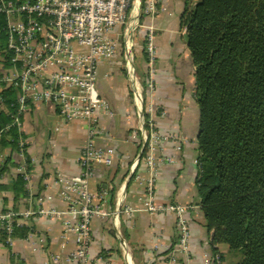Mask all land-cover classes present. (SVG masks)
I'll use <instances>...</instances> for the list:
<instances>
[{"label":"crops","instance_id":"crops-1","mask_svg":"<svg viewBox=\"0 0 264 264\" xmlns=\"http://www.w3.org/2000/svg\"><path fill=\"white\" fill-rule=\"evenodd\" d=\"M158 7L160 11L152 22L155 91L145 95V104L151 105V112L145 113V117L159 134L177 135L185 142L178 153L174 151L175 143L169 142L156 154L175 158L176 163L157 162L155 165L153 203L189 207L186 216L190 228V256L186 258L176 252L177 232L172 214L150 215L137 211L129 216L121 215L118 228L129 248L130 264L212 263L214 257L209 245L212 232L204 227L195 190L198 111L194 101V67L186 47L185 29L180 24L185 0H159ZM141 22L149 23V20L142 18ZM116 33L121 35V30H115ZM141 37L142 30L137 32L134 65L136 74L143 79L146 58ZM123 47L120 41L114 56L100 62L95 74L96 91L112 117H98L95 124L98 135L92 142L102 149L113 150L114 155L110 166L94 169L89 188L104 194V206L109 210L114 208L116 193L121 188L125 193L124 205L142 208L144 187L139 178L148 174L143 161L146 148L138 132V110L122 68ZM0 110L7 113L4 105ZM19 116L17 128L25 144L24 153L19 147L0 148V167L4 168L0 174V215L33 213L38 209L64 212L67 204L60 198L62 188L57 183V174H80L78 158L88 140L86 126L81 122H65L57 108L47 103L32 105ZM134 161L137 163L133 170ZM25 175L28 181L24 180ZM66 221L69 218L64 215L27 219L18 215L15 222L19 226H15L17 229L13 230L9 244L0 225V264H73L68 255L75 247L74 235L64 231ZM90 235L91 264H128L109 218L93 219ZM214 250L221 254L225 264L229 263L225 245H216Z\"/></svg>","mask_w":264,"mask_h":264},{"label":"built area","instance_id":"built-area-1","mask_svg":"<svg viewBox=\"0 0 264 264\" xmlns=\"http://www.w3.org/2000/svg\"><path fill=\"white\" fill-rule=\"evenodd\" d=\"M159 0H0V14L6 19L7 43L0 48V88L13 87L17 90V115L13 125L20 126L18 116L38 103L51 104L57 108L65 122H81L87 129V142L78 158L81 172L75 176L57 174V183L62 188L60 198L66 202L64 212L38 209L36 212L0 215L1 229L10 234L23 219L31 216H67L64 231L74 235V250L68 255L73 264H91L89 245L90 225L95 218H109L124 258L130 264L129 248L123 239L118 220L121 215L129 216L137 211L150 215L169 213L174 216L177 232L176 252L189 258L190 228L187 206L156 205L155 193L157 162L176 163V159L158 155L165 143H175L174 151L181 150L184 138L177 135L159 134L145 113L151 112V105L145 104V95L155 91L156 51L154 47L155 28L153 18L160 9ZM146 18L149 23H142ZM121 30L114 34L115 30ZM143 31V54L146 69L143 79L136 74L134 55L137 51V32ZM121 36V38H120ZM122 41L124 58L122 68L131 85L133 101L138 110L139 134L146 152L143 161L148 168L145 178H139L144 187L142 208L124 205L125 193L121 188L116 193L115 206L106 209L104 194L92 192L89 182L97 166H110L114 155L111 149H102L93 144L98 135L95 124L100 115L112 117L107 104L99 97L95 88L97 65L110 60ZM7 53L11 56L9 66L4 62ZM0 100V107L2 106ZM1 137V135H0ZM24 153L23 139L18 142ZM137 161L131 168L134 170ZM195 165L197 162L195 160ZM25 181L28 176L25 175ZM41 201V200H40ZM203 264H222L218 256Z\"/></svg>","mask_w":264,"mask_h":264},{"label":"trees","instance_id":"trees-1","mask_svg":"<svg viewBox=\"0 0 264 264\" xmlns=\"http://www.w3.org/2000/svg\"><path fill=\"white\" fill-rule=\"evenodd\" d=\"M180 24L194 67L195 190L211 254L225 264L214 250L225 245L228 264H264V0H185ZM5 27L0 14L1 49ZM16 93L0 88V148L22 139Z\"/></svg>","mask_w":264,"mask_h":264},{"label":"rangeland","instance_id":"rangeland-1","mask_svg":"<svg viewBox=\"0 0 264 264\" xmlns=\"http://www.w3.org/2000/svg\"><path fill=\"white\" fill-rule=\"evenodd\" d=\"M191 5H192V1L190 2L189 6H191Z\"/></svg>","mask_w":264,"mask_h":264}]
</instances>
